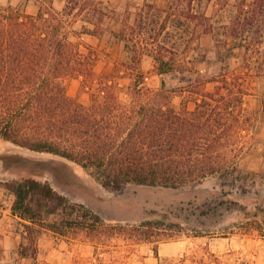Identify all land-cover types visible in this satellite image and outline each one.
<instances>
[{
    "label": "rangeland",
    "instance_id": "obj_1",
    "mask_svg": "<svg viewBox=\"0 0 264 264\" xmlns=\"http://www.w3.org/2000/svg\"><path fill=\"white\" fill-rule=\"evenodd\" d=\"M250 2L109 0L101 28L82 39L94 50L95 72H112L124 87L140 74L150 88L159 87L162 78L178 87L186 83L183 78L218 72L245 81L250 120L237 170L179 187L130 182L114 190L69 158L0 136V264H264V0ZM9 3L29 13L38 8L37 0H0ZM155 57L168 63L166 73L158 72ZM80 79L67 77L64 83L70 96L86 103L91 89ZM203 87L212 91L214 83ZM188 105L194 107L192 101ZM24 177L47 181L107 223L158 219L168 233L171 228L177 233L153 242L116 236L99 244L82 235H58L41 224L24 231L11 212L14 194L5 186ZM21 250L28 255L21 257Z\"/></svg>",
    "mask_w": 264,
    "mask_h": 264
},
{
    "label": "trees",
    "instance_id": "obj_2",
    "mask_svg": "<svg viewBox=\"0 0 264 264\" xmlns=\"http://www.w3.org/2000/svg\"><path fill=\"white\" fill-rule=\"evenodd\" d=\"M37 1L36 13L0 4L1 137L69 158L114 190L130 182L179 187L237 170L250 120L245 81L218 72L183 78L186 83L178 87L162 78L159 87L150 88L140 74L124 87L112 72H95L94 50L82 40L101 28L109 0ZM155 60L158 72L166 73L168 63ZM67 77H81V86L91 89L88 102L68 94ZM207 82L214 83L212 91L204 90ZM185 93V100H175ZM5 186L14 194L11 212L24 231L41 224L58 235H82L99 244L116 236L153 242L177 233L172 228L168 233L158 219L107 223L33 177ZM153 250L157 253V245Z\"/></svg>",
    "mask_w": 264,
    "mask_h": 264
}]
</instances>
